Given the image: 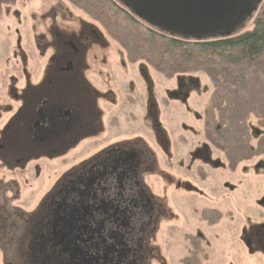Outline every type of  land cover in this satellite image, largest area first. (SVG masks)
I'll return each mask as SVG.
<instances>
[{
  "label": "flooded vegetation",
  "instance_id": "obj_1",
  "mask_svg": "<svg viewBox=\"0 0 264 264\" xmlns=\"http://www.w3.org/2000/svg\"><path fill=\"white\" fill-rule=\"evenodd\" d=\"M0 4V17L11 21L5 45L12 47L10 57L0 60V236L9 241L12 264L16 256L21 264H48L45 258L58 259L50 264H69L76 255L94 259L93 264H170L166 247L171 232L182 224L172 194L212 199L196 183L208 179L204 166L229 171L223 154L210 147L204 132L203 142L195 146L205 148L200 157L193 156L196 150L187 152L190 158L177 156L169 134L168 151L163 150L153 120H160L172 101L164 100V108L158 103L151 77L139 66L146 97L137 91L138 83L125 82L129 63L95 23L60 0H40L24 17L17 0ZM109 53L118 58L112 61ZM176 84L172 92L178 90ZM187 103L181 102L186 108ZM129 108H139V116L128 113ZM190 112L203 122L202 114ZM126 116L133 124L140 117L156 135L153 143L129 137ZM82 146L87 149L80 156ZM211 148L224 164L211 157ZM195 164L198 182L192 177ZM246 164L238 170L256 173V164ZM24 191L32 208L25 207ZM259 203L264 206V197ZM204 209L212 208L199 212L209 228L233 216L212 209L230 216L209 225L201 217ZM197 213H187L195 233L181 232L176 240L181 264L192 252L193 236L200 239L201 258L207 256L202 264L212 261ZM242 221L238 240L264 263V214L254 221L243 213ZM54 222L57 232L72 233L67 238L72 245L53 238ZM0 254L7 256L2 248Z\"/></svg>",
  "mask_w": 264,
  "mask_h": 264
},
{
  "label": "trees",
  "instance_id": "obj_2",
  "mask_svg": "<svg viewBox=\"0 0 264 264\" xmlns=\"http://www.w3.org/2000/svg\"><path fill=\"white\" fill-rule=\"evenodd\" d=\"M0 2L9 3V0ZM66 2L97 24L105 36L119 46L126 61L138 65L142 73H149L152 70L168 81L176 79L178 87L192 90L194 88H191L190 82L200 84L196 76L200 74L206 76L214 89L211 98L217 100L211 110L204 111L202 117L204 137L210 147L223 154L227 169L232 173L251 161L257 160L256 169L264 166V136H260L254 144L251 133L252 129H256L254 132L264 131V70L261 68L264 67L263 17L257 18L251 29L234 37L188 43L160 35L142 25L113 0H66ZM260 62H263L262 66L257 65ZM228 86L234 87V93H227L230 94L229 97L238 100V104L241 100L242 104H235L240 109L235 113L236 117L233 112L236 124L232 122L233 125L226 127L227 119L223 115L228 113L223 105H218V93L220 91L225 93ZM250 87L252 89L255 87V90L248 95L250 99L247 105L241 96L246 98ZM220 99L222 100V96ZM252 105L259 113L246 111L241 116V113ZM251 117L257 118L256 126L248 124ZM225 216L230 214L223 215L212 209H204L201 212L202 219L209 225L219 223ZM191 240L192 252L182 262L202 264L207 256L205 259L201 258L203 252L200 239L193 236ZM0 264H5L3 258Z\"/></svg>",
  "mask_w": 264,
  "mask_h": 264
},
{
  "label": "rangeland",
  "instance_id": "obj_3",
  "mask_svg": "<svg viewBox=\"0 0 264 264\" xmlns=\"http://www.w3.org/2000/svg\"><path fill=\"white\" fill-rule=\"evenodd\" d=\"M17 1H18V5H17L18 9L20 10L22 16L24 17L27 10L32 7L34 8L40 0H30L29 2L28 1L25 2L24 0H17ZM60 1H62L76 15H79L90 21V19L82 11H79L78 9L71 6L68 2H66V0H60ZM261 17L264 18V2L257 15V18H261ZM8 24H11V21L1 16L0 17V44H1L0 60L1 61H5L6 59H8L11 54V48H12L11 45H5L6 42H8L7 39L5 38L6 28H9L6 27V25ZM252 27L253 25L250 27V29ZM8 39H10V37ZM107 39L110 42V44L113 45L114 50L119 48V46L115 44L110 38ZM107 56L112 61L118 58V55L115 53H111V54L109 53V55ZM121 56L123 59H125L123 54L120 55V58ZM257 65L262 66L263 62H260ZM127 67H128V75L125 79V82L128 83L135 82L136 84L138 83L137 91L140 93L142 97L145 98L147 95V87L145 81L142 80L141 75L138 71V65L127 64ZM261 68L264 70V67ZM148 74L151 77L149 82L153 84V89L155 91L154 97L158 100V103H160V105L164 108V106H167V104L163 103L164 100L172 101V103L168 102L167 109H163L165 110V113L163 114V117L160 120L159 117L154 118L153 122L155 121L157 124L155 129V134L160 135V144L165 152L168 151L169 140L171 139L176 147L177 156L180 157L182 156L185 158L190 151L193 152L196 150L195 146L198 145L199 142H203L204 140L202 136L204 132L203 122L200 119H197L196 116H194V114L191 113L190 111L192 110L197 113H200V115L201 114L203 115L205 110L207 109L211 110L212 105H214L215 102L217 101L211 98L214 89L211 83L209 82V80L207 79V77L200 74L196 76V78H198V80L200 81V84L195 81L190 82L191 88L193 87L194 90L182 89L180 86V88L178 87V90L172 92L171 90L176 89L177 87L176 79L172 81H168L152 70H150ZM186 84L187 81L185 85ZM233 88L234 87L228 86L226 88L225 93L223 91H220L218 93L219 94L218 105H223L225 107L224 110L227 111L228 113L223 115L224 118L227 119L225 121L226 127L233 125L232 122L236 124V120H234L233 118V112L235 116V113L240 109H238L237 106H235V104L237 105L242 104V101L240 99L238 104V100H235V98H230L229 97L230 94H227L229 92L234 93ZM249 89L250 91L247 93L246 98H244V96H241L243 100H246L247 105H249V99H250L248 95H250L251 92L254 93L253 90H255V87H253V89L250 87ZM221 96H222V100L220 99ZM181 102L182 103L188 102L186 104L187 108L183 106ZM246 111L259 113V111H257V108L252 105L249 107L248 110L243 111L241 113V116L244 113H246ZM128 113L135 114V117L137 118V115L139 116L140 114V110L139 108L136 109L129 108ZM130 117L126 116L127 118L126 120L129 124L127 126L128 136L129 137L142 136L145 137L151 143H153L154 139L156 138L154 132L148 129L141 122L140 117L138 118V123H134V124L131 123ZM240 118L241 117H239V119ZM121 123L122 126L125 124L123 120L121 121ZM257 123H258L257 118L254 119V117H251L248 121V124H250V126H256ZM184 127H188L192 129V131L184 130ZM255 130L256 129L251 130L254 144L256 143V140L260 136H264L263 130H257L256 132H254ZM110 133L112 135L113 131L110 130ZM167 134L170 135V139H169V135ZM86 149H87L86 146L81 147L80 156H83ZM203 149L205 148L202 145V147L198 148L195 151L193 156L195 154H196L195 157L197 156L200 157L201 155H203L204 154ZM210 151L212 154L211 157L213 159H219L222 164L225 163L224 158L220 153H218L212 148ZM188 158H190L189 155ZM256 162L257 160L250 162L246 164V167L252 168L254 164H256ZM198 165L199 164H195L192 169L193 180L197 182L199 181L196 174V168ZM55 168L56 166L54 167V169ZM202 168L207 173L208 179L206 182L202 184L201 182H198L196 184L200 185V187L205 189L206 192L209 194L210 198L214 200L201 199L192 193L172 194V201L173 203H175L174 208L177 211V213L181 216L182 224L175 228L178 231L176 230L172 232L170 231L171 234H170L169 243L167 244V247L165 246L167 249L168 258L171 260L170 264H181L179 262L180 260L178 261L179 256L176 253V251L178 250L176 240L179 241V239H181V235H182L181 232L195 233L196 231L194 228H192V223L190 222L189 217L187 215L188 211L190 213L198 212L194 216V218L204 226L203 231L207 234L208 242L211 245V249H209L208 251L211 253L212 261L209 264H264L261 257L257 255L252 256L251 254L247 253L246 249L242 246L241 242L237 238L239 235L240 228L243 224L242 221L243 213L249 215L254 221H258L261 217H263L264 206L259 202L264 197V166H262L260 169H257L256 173L251 172V174L249 173L248 175H244V173L242 172L243 168H240L234 174L225 170V168L219 170L206 166ZM48 169L51 171L53 168H48ZM23 195H22L23 196L22 200H24L25 201L24 203H26L25 207L29 208L30 207L29 203L31 202L32 198L31 196L28 197L27 191H24ZM180 200L184 203L183 205L177 203V201ZM32 207L33 206L31 205L30 208ZM203 208L218 209L224 213L232 212L233 216L231 219H224L218 226L209 228L206 226L205 223L201 222L199 218V212ZM10 240H12V238ZM8 242L9 241L7 239H4L2 236H0V248H2L7 253L5 259L12 262V250L9 251ZM182 248L185 251V254L184 255L180 254V256L183 258L184 256H186V248L184 243H182ZM23 252L24 251L21 250V253ZM15 259L16 262H18L19 260L18 256H16ZM24 260L25 259H22L21 261L23 262ZM0 262H1V257H0Z\"/></svg>",
  "mask_w": 264,
  "mask_h": 264
},
{
  "label": "water",
  "instance_id": "obj_4",
  "mask_svg": "<svg viewBox=\"0 0 264 264\" xmlns=\"http://www.w3.org/2000/svg\"><path fill=\"white\" fill-rule=\"evenodd\" d=\"M114 1L141 24L160 35L188 43H200L231 38L244 32L255 19L264 0ZM58 225V222L52 225L53 238L57 241L59 237L62 241H68V244L72 245L74 241L67 240L72 233L57 232ZM69 225L70 222L66 223L63 228L70 227ZM52 260L58 259H44L48 264ZM93 263L94 259L88 260L83 256L78 258V255L71 256L69 259V264Z\"/></svg>",
  "mask_w": 264,
  "mask_h": 264
}]
</instances>
